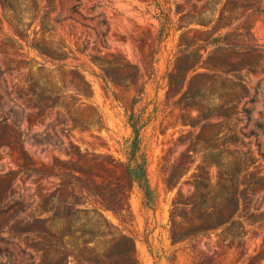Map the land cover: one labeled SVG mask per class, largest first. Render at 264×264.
Segmentation results:
<instances>
[{
    "label": "rangeland",
    "instance_id": "obj_1",
    "mask_svg": "<svg viewBox=\"0 0 264 264\" xmlns=\"http://www.w3.org/2000/svg\"><path fill=\"white\" fill-rule=\"evenodd\" d=\"M118 235L138 264H264V0H0V264Z\"/></svg>",
    "mask_w": 264,
    "mask_h": 264
},
{
    "label": "trees",
    "instance_id": "obj_2",
    "mask_svg": "<svg viewBox=\"0 0 264 264\" xmlns=\"http://www.w3.org/2000/svg\"><path fill=\"white\" fill-rule=\"evenodd\" d=\"M76 7H73L74 10ZM165 20V19H164ZM15 27H18L17 25ZM18 29V28H16ZM165 30L164 23H161L160 30H159V37L162 36ZM19 32V30H18ZM22 34V33H21ZM20 36V35H17ZM190 45H187L189 48ZM45 55V54H44ZM47 58L52 60L53 58L45 55ZM190 71H194L193 66L187 67L186 74ZM129 124L132 129V139L125 141V155L127 157V163L125 164V170L128 175V178L131 183H135L141 192L144 195V198L148 202H153L152 199V191L149 187V182L147 179V172H146V161L143 156H138L137 151L139 150V130L140 127L138 125L137 120H134L132 117L129 118ZM226 203L221 210V219L219 222H214V215L209 214L208 222L205 225V229L207 231H213L220 227H224L227 225H231L235 222V215L239 209V196L236 190L233 192L228 191ZM107 208V207H105ZM116 243H122L125 249H109L108 251L105 250H98L93 252L92 257H88L87 260L92 262L93 264H138L135 251H134V242L131 238L118 235ZM64 253V251H62ZM79 258V256H78Z\"/></svg>",
    "mask_w": 264,
    "mask_h": 264
}]
</instances>
